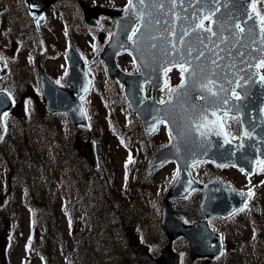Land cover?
I'll use <instances>...</instances> for the list:
<instances>
[{
  "label": "rangeland",
  "instance_id": "1",
  "mask_svg": "<svg viewBox=\"0 0 264 264\" xmlns=\"http://www.w3.org/2000/svg\"><path fill=\"white\" fill-rule=\"evenodd\" d=\"M85 2L121 7L127 0ZM7 23L0 20L2 51L16 67H10L0 78V88L13 100L7 116L2 117V142L15 168L10 171V166L0 165V191L7 195L0 213V264H155L160 248L168 241L159 226L160 203L176 174V165L169 160L148 172L145 163L154 149L170 141L166 124L160 123L148 135L123 104L116 113L122 134L115 136L107 131L101 136L99 123L105 124L110 113L91 87L82 101L91 108L93 118L88 115L89 126L78 137L65 114L46 111L38 95L36 65L41 64L56 82L59 76L65 78L70 42L76 44L87 65L91 63L88 73L92 82L95 79L96 87H103L105 68L96 59L102 43L95 37L98 30L109 34L112 21L102 18L99 28L88 26L74 4L64 3L62 10H46L39 21L43 33L37 34V39L21 41L13 52L12 39L6 35L14 40L22 38L25 23L15 29ZM118 63L123 69L135 70L128 52L118 55ZM179 74V69L173 70L169 77L175 80ZM108 105L114 112L117 101ZM133 132L144 140V167L129 159L128 149L121 143L123 138L133 137ZM87 140L94 142L92 164L84 149ZM85 168L93 172L89 181H94V203H81L79 194L49 190L46 178L50 180L52 172L60 175L61 169H72L84 174ZM190 169L198 180L215 177L254 191L258 210L253 213L245 207L226 219L207 218L212 229L223 233L224 251L218 257L190 259L186 241H173L174 249L183 253V264H264V176L260 170L249 178L234 167L211 161L195 163ZM24 172H28V180H24ZM7 180L11 182L9 193ZM199 198L197 190L186 198H170L169 202L186 222H193L203 218L197 208Z\"/></svg>",
  "mask_w": 264,
  "mask_h": 264
},
{
  "label": "water",
  "instance_id": "2",
  "mask_svg": "<svg viewBox=\"0 0 264 264\" xmlns=\"http://www.w3.org/2000/svg\"><path fill=\"white\" fill-rule=\"evenodd\" d=\"M242 4L244 3L240 0H232V3L227 5L214 3L211 6H199L196 12L198 14H210L214 19L219 16L221 18V28L230 29L232 26L223 20L236 23L242 19L243 11L238 8ZM193 5L189 4L188 0H183L181 5L178 0L174 6L166 3L163 10L159 8L150 9L151 16L145 17L144 27L135 44L129 41L127 36L130 34L131 28L135 27L137 23L125 16L123 11L125 6L123 8L85 6L84 18L88 24H98L97 17L100 13L107 14L113 18L114 28L100 53L107 74L123 83L125 98L132 110L141 119L146 130L153 131V126L156 128L159 121L163 119L168 123L173 133L171 144L153 155L148 164V169L160 164L167 158H175L179 170L174 183L167 191V195L183 196L193 187L199 186L202 189L199 208L204 215L226 217L246 201L248 193L215 179L198 184L191 178L188 165L199 159L211 158L218 163L233 164L251 171L250 169L253 168L255 161L260 156L264 157V152H262L264 151V114H261L258 108H255L257 102L244 101L243 106L241 101H236L240 106L239 112L236 113L240 125V133L237 136L240 138L237 139V137L230 138L224 127H215L212 131H207L206 129L195 130L193 105H199L202 102L183 98L181 93H184L187 87L175 88L176 91H172L170 98L164 103L156 101L154 92L163 82V70L166 67L173 66V64L166 63V61L173 59L180 61L182 57H165L163 52L168 47L166 42L161 40L152 41L151 37L159 36L165 27H175L178 32L181 28L190 30L192 22H200L201 20L194 19L191 16L195 12L192 8ZM215 6L218 7V12ZM247 6L250 7V3ZM170 9L172 10L170 11ZM178 17H187V19H178ZM157 19L160 20L159 25L155 23ZM165 21L168 24H165ZM223 36H230V33H225ZM98 39L102 41L104 39L103 34H100ZM189 39L195 42L197 35L193 33ZM213 40L220 44V40L217 37H213ZM153 42L157 43L158 46L155 50L151 48ZM233 43H235L234 39L228 44H220V46H228L230 51L238 55L237 48L241 52L244 47L237 44L236 48H233ZM123 50L131 52L138 66V73H126L119 68L116 62V54ZM240 58V56H231L230 62L238 61ZM67 61V80L70 89L56 86L40 69L39 82L42 98L48 109L65 110L74 123L86 122V116L78 98L88 88L89 78L83 66L82 56L74 45L69 47ZM155 63H160L159 69L156 71L153 69ZM145 81H150L153 84L150 98L146 97L144 93ZM10 104L11 101L7 94L0 91V115L10 107ZM190 127L192 128L191 132L189 130ZM200 131H205L206 134L201 136ZM245 131L250 133L251 138L244 136ZM1 132L2 124L0 120V136ZM86 149L90 158H92L91 144H87ZM4 201L5 196L0 193V205ZM160 225L170 240L179 234L188 239L190 245L189 255L192 258L211 257L221 251L222 244L219 233L210 230L205 221L185 225L181 217L173 211L167 200L162 201ZM211 242L214 244L210 245ZM155 260L158 264H180V253L172 252L170 246L167 245L161 249L160 256Z\"/></svg>",
  "mask_w": 264,
  "mask_h": 264
},
{
  "label": "snow or ice",
  "instance_id": "3",
  "mask_svg": "<svg viewBox=\"0 0 264 264\" xmlns=\"http://www.w3.org/2000/svg\"><path fill=\"white\" fill-rule=\"evenodd\" d=\"M178 0H127L123 11L125 16L133 19L137 23V26L132 27L130 34H128L127 39L133 44L139 39V35L144 27L145 17L151 16L150 9L159 8L163 10L164 5L170 4L175 5ZM181 5L183 0H179ZM189 4H195L199 6H211L212 4H230L232 0H188ZM172 9H170L171 11ZM219 9H217V12ZM259 15V14H258ZM178 19H187V17ZM204 20L212 21L211 16L205 15L199 23L193 22L189 29L181 28L179 32L175 27H165L164 31L160 33L159 36H152V41H165L168 47L164 50L163 55L168 56H180L182 59L180 61L171 60L166 61V63H171L173 65H179L181 68V84L178 88L188 87L191 90H195L197 85H199V91L201 92L202 103L199 105H193V113L195 116V130L199 131L200 129H206L207 131H212L215 127H224L225 118L228 119H238L235 115L240 110V106L236 101L240 100V95L237 93V89H243V86L237 81L234 85L233 80L227 79V74L223 77L217 71L221 65L219 61L223 60V57L216 52L214 49L220 48V44H228L231 40H235V43L232 44L233 48H236L237 44L244 46L242 44L245 32L255 31V19L249 14L248 20L252 21V25L248 26V22L244 21V25L241 23H234L230 29L221 28L220 21L221 18L216 16L215 21L210 23L208 26L204 24ZM150 22V21H149ZM157 25L160 24V20L155 21ZM215 24L220 31L214 30L212 24ZM165 24H168L165 21ZM260 28L261 41L260 43L264 45V16H260ZM238 30V31H237ZM230 32V36H223V32ZM197 35V40L193 42L189 39L192 34ZM203 33H210L208 36H204ZM213 37H217L220 40V44H217ZM207 41V43H205ZM157 43L153 42L151 44L152 49H157ZM220 51H225V49L220 48ZM252 51H259L264 53V48L254 49ZM237 53L241 57V62L245 63L243 57L244 53L239 52L237 48ZM214 57V58H213ZM195 62V64H194ZM249 68H240L239 72L243 73L240 76L241 80H244L245 83L249 81L255 82L254 76L250 73L249 69L255 65L257 67H264V55L260 56L259 64L256 65L255 58L251 61H247ZM209 65H212V69H209ZM234 67V65H233ZM170 70V69H166ZM67 74V72L65 73ZM188 83L186 84V79ZM261 80H264V75L260 77ZM59 83V81H57ZM176 91V89H172ZM231 93V95H230ZM233 96H236V101L232 99ZM161 103H164L162 100ZM4 116H7V113H3ZM155 129V126H153ZM190 132L192 128L190 127ZM205 131H200V135L204 136ZM244 136L250 137V133L245 131ZM240 137H237L239 139ZM223 166V165H221ZM243 171V169H241ZM243 195V193H241ZM252 195L251 190H249L248 197ZM247 207V204H245ZM241 208L239 211H243Z\"/></svg>",
  "mask_w": 264,
  "mask_h": 264
},
{
  "label": "flooded vegetation",
  "instance_id": "4",
  "mask_svg": "<svg viewBox=\"0 0 264 264\" xmlns=\"http://www.w3.org/2000/svg\"><path fill=\"white\" fill-rule=\"evenodd\" d=\"M4 1V0H0ZM24 1V0H23ZM253 9L257 13L259 17V23H258V29H255V31H260L261 24H260V16H264V0H253ZM173 70V69H172ZM259 70L261 71L262 75H264V67H259ZM171 71V70H170ZM170 71L167 73L169 74ZM232 74H239V71H234ZM223 77V76H222ZM227 79L233 80L234 85L238 81L242 86L243 89H237V93L240 95V97H245V95H254V97L263 98L264 97V80H261L260 77H254L255 82L249 81L248 83H245L244 80L240 79V76H227ZM179 81L172 80L169 76L166 77V81L163 84V86L160 88L158 92V97L160 100H165L168 98L171 89L178 84ZM146 90L150 91V85L146 84ZM201 93H196V98L201 99ZM231 95V93H230ZM232 98L236 99V96H233Z\"/></svg>",
  "mask_w": 264,
  "mask_h": 264
},
{
  "label": "trees",
  "instance_id": "5",
  "mask_svg": "<svg viewBox=\"0 0 264 264\" xmlns=\"http://www.w3.org/2000/svg\"><path fill=\"white\" fill-rule=\"evenodd\" d=\"M97 91H98V96L100 97V101L102 103V105L108 110V112L113 113H117V108L123 104H126V102L124 101V99L122 98L121 95H117L116 93H114L115 91V86H113L110 81H106L105 80V88L103 90L102 87H96ZM114 101H117V105H114ZM112 103V105H114V112L112 110V108L108 105L109 103ZM100 109L102 110V107L100 106ZM127 109L129 110L128 106ZM129 114L131 115V117H134V115L129 111ZM107 123L106 124H102V122L100 123V128L102 131V135H107V131H109L110 133H114L115 135L118 134V132L122 131V126L117 122L116 119L110 118V119H106ZM103 125V127H102ZM1 155H0V163L2 164V161H4V163L8 164L10 166V168H13V163L11 161V159L8 157L5 149L1 148ZM25 176H27V174L25 173ZM3 208H0V213L2 212ZM89 237L87 235L86 240H88Z\"/></svg>",
  "mask_w": 264,
  "mask_h": 264
}]
</instances>
